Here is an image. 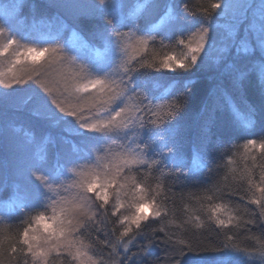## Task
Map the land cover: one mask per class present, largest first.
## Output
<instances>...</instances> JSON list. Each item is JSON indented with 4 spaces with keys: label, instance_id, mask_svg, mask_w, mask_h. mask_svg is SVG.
I'll use <instances>...</instances> for the list:
<instances>
[{
    "label": "trees",
    "instance_id": "1",
    "mask_svg": "<svg viewBox=\"0 0 264 264\" xmlns=\"http://www.w3.org/2000/svg\"><path fill=\"white\" fill-rule=\"evenodd\" d=\"M214 3L0 0V264H38L25 240L41 218L68 231L45 264H264V58L192 64ZM13 46L49 51L12 67ZM97 79L108 87L77 101L75 84ZM126 100L117 131L70 135ZM144 207L154 216L131 223Z\"/></svg>",
    "mask_w": 264,
    "mask_h": 264
},
{
    "label": "rangeland",
    "instance_id": "2",
    "mask_svg": "<svg viewBox=\"0 0 264 264\" xmlns=\"http://www.w3.org/2000/svg\"><path fill=\"white\" fill-rule=\"evenodd\" d=\"M214 32V34H211ZM217 35H216V34ZM76 40L74 35H71L70 42L74 43ZM130 43H134L135 47L140 48L138 53H141L143 51L148 43V40L139 36H130ZM204 43V48L202 51L195 53L197 56V60L200 62H206L211 63L218 62L221 60V58L225 57V55L228 53L230 49L235 50L236 55L241 54H247L250 51H252V47L255 46L258 51L261 53L262 57L264 58V0H221V14L218 23L215 27H213V30L210 32H206V34L199 36L196 40H192V47L190 48V52L192 48H196L200 43ZM13 44V42H12ZM13 54L15 57V62L9 64V66L14 67L16 63L21 61V63H26L23 66L27 65L28 62H30L28 65H31L40 59L42 55L33 57L32 55L27 54V49L20 48L18 46H13ZM134 48H127L128 51L135 50ZM194 53L191 52L190 55H193ZM217 60V61H216ZM264 67V63L262 64ZM264 69V68H263ZM93 81V80H91ZM91 81H88L85 84H89ZM79 83L75 84L74 89L71 90L72 94H75L76 100H80V95L91 93L92 91H95L97 88H89L88 91H78V89L82 88V86H78ZM75 100V99H73ZM110 102H112L110 100ZM104 103V102H102ZM99 104V103H98ZM98 104L93 105L95 107L98 106ZM94 107V108H95ZM126 108V112L124 116L127 115V113H130L131 111L127 112L128 108L131 107L130 100H126L124 104L121 106V108ZM79 110V109H78ZM75 112H72L71 115H75ZM133 120V119H132ZM107 121H94L93 123H88L86 125H97V130L89 131L86 125L81 124L75 127H71L70 135L76 136L77 134H82L85 132H98L100 129H106L99 127L101 124ZM124 122L118 118V122L115 126H110L109 128L115 129L117 131L119 129V124H123ZM75 128V129H74ZM124 128H126L124 126ZM74 129V130H73ZM114 132V131H113ZM115 133V132H114ZM123 133L126 134L125 131ZM125 136V135H124ZM157 135H153L151 138H156ZM127 138V137H126ZM137 138L136 135H131V142H133ZM129 140V142H130ZM155 143L154 149H159V151H163V145L160 143ZM131 145H133L131 143ZM129 145L130 151H134V147ZM193 169H199L202 166L201 159L199 155L193 151ZM177 158V157H176ZM178 158L177 162H181L183 159ZM109 162L103 161L101 162L104 169L109 166L111 168L114 166V168L117 167H123L126 165H132V156L131 154H126L124 158L118 159V155H112L109 156ZM104 163V164H103ZM103 170V169H102ZM26 170H22L21 173H24ZM9 206L14 208V204L9 202ZM154 214L151 209L149 208H142L141 211L137 214L138 222L143 221L149 217H153ZM66 233H68L67 230L61 226V222L57 220L55 224H49L48 221H45V219L41 218L37 220L29 232L27 233V244L28 246H31L30 252L32 253L34 259H36V262L38 264H45L44 262L47 258L50 256H58L61 254L62 249H64V243H66L67 236ZM65 237L64 240L58 241L60 238ZM57 239V240H56ZM69 247L71 248L72 244L71 240ZM79 257L77 262L80 263L81 256L78 254ZM52 258V257H50ZM89 261V260H88ZM56 264V262H54ZM84 264H87L86 262Z\"/></svg>",
    "mask_w": 264,
    "mask_h": 264
},
{
    "label": "snow or ice",
    "instance_id": "3",
    "mask_svg": "<svg viewBox=\"0 0 264 264\" xmlns=\"http://www.w3.org/2000/svg\"><path fill=\"white\" fill-rule=\"evenodd\" d=\"M212 8L213 9H220L221 4L220 3H214L212 5ZM203 48H204V43L202 42L196 48L191 49V52L194 53L191 57L192 64H195L197 62V56L195 55V53L202 51ZM52 50L55 51V49H52ZM26 51H27V54L32 55L33 57H36V56H40V55H43L44 53L48 52L49 49L44 48L41 50H36V49L29 48ZM164 66L169 67L167 62H165ZM106 87H108V85H106V83L103 80L97 79V80L91 81L89 84H84L82 86V88L78 89V91H85L86 92L89 90V88H98L100 91H103ZM125 112H126V108H123V107L120 108L119 110L114 112V114L111 116V118L107 122H104L99 127L108 128L110 126H115L118 122V118L120 120H123ZM126 126L127 125H125V127ZM85 127H87L89 131H94V130H97V128H98L97 125H86ZM261 147L264 148V144H262ZM92 190H93V187L90 184L88 186V191H92ZM258 190L261 192H264V187H261ZM138 219H139L138 217H133L131 220V223H136L138 226ZM129 231H130V225H129V227L125 228L124 232L121 235L126 236ZM25 243H27V240H25ZM29 250H31V246H29Z\"/></svg>",
    "mask_w": 264,
    "mask_h": 264
}]
</instances>
